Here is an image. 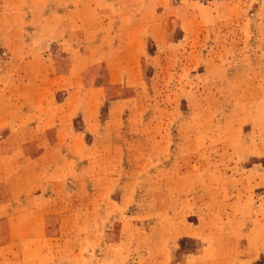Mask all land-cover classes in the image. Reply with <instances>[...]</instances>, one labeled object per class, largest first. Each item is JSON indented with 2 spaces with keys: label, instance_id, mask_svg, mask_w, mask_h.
<instances>
[{
  "label": "rangeland",
  "instance_id": "obj_1",
  "mask_svg": "<svg viewBox=\"0 0 264 264\" xmlns=\"http://www.w3.org/2000/svg\"><path fill=\"white\" fill-rule=\"evenodd\" d=\"M0 264H264V0H0Z\"/></svg>",
  "mask_w": 264,
  "mask_h": 264
},
{
  "label": "crops",
  "instance_id": "obj_2",
  "mask_svg": "<svg viewBox=\"0 0 264 264\" xmlns=\"http://www.w3.org/2000/svg\"><path fill=\"white\" fill-rule=\"evenodd\" d=\"M159 33L160 32L155 31L152 33V35L155 36L157 39H159L160 35H161V33L160 34ZM69 97H70V95H68V98ZM114 104H115V102H114ZM55 105L57 106L60 104H55ZM44 108H45V106H44ZM53 109H54V107H53ZM55 109H56V107H55ZM116 111H118V108H117V105L115 104V107L111 108V110L109 112V118L110 119H111V117L114 116V114H116ZM43 113L45 114L46 117L42 116L40 119H38L37 123L16 125V128L12 129L13 131H16V129L19 131L22 130L23 136L21 137L22 140L19 141V144L27 150V153L25 154V158L27 160L42 162V161H45L46 159H49V155L54 154V151L56 150L55 147L58 145V141L60 140V139H58V134L56 135L57 140H56V138H53V139H51V141H49V139H46L45 137H43L44 130L52 129V131L57 133L60 129L57 127L61 126V125H56V120L59 119V116L56 114V112H54V113L51 112V108H49L48 111L47 110L43 111ZM28 114L34 115V111L29 112ZM83 116H87V112H85V114H83ZM87 117H89V119H87L88 121H90L92 119L91 115H88ZM45 118L48 120L51 119L53 125L52 124H45V121H46ZM42 120H44V121H42ZM90 125H92V124H86V128H88ZM92 126H95V125H92Z\"/></svg>",
  "mask_w": 264,
  "mask_h": 264
},
{
  "label": "trees",
  "instance_id": "obj_3",
  "mask_svg": "<svg viewBox=\"0 0 264 264\" xmlns=\"http://www.w3.org/2000/svg\"><path fill=\"white\" fill-rule=\"evenodd\" d=\"M185 239H182L181 241H180V245H182V242L184 241Z\"/></svg>",
  "mask_w": 264,
  "mask_h": 264
}]
</instances>
